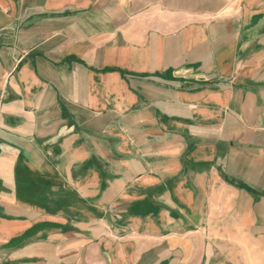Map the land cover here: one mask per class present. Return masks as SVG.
Listing matches in <instances>:
<instances>
[{"label":"crops","instance_id":"crops-1","mask_svg":"<svg viewBox=\"0 0 264 264\" xmlns=\"http://www.w3.org/2000/svg\"><path fill=\"white\" fill-rule=\"evenodd\" d=\"M264 258V0H0V264Z\"/></svg>","mask_w":264,"mask_h":264},{"label":"rangeland","instance_id":"rangeland-1","mask_svg":"<svg viewBox=\"0 0 264 264\" xmlns=\"http://www.w3.org/2000/svg\"><path fill=\"white\" fill-rule=\"evenodd\" d=\"M245 258L246 256L241 257V263L245 264ZM251 264H264V258L259 257V258H251Z\"/></svg>","mask_w":264,"mask_h":264}]
</instances>
